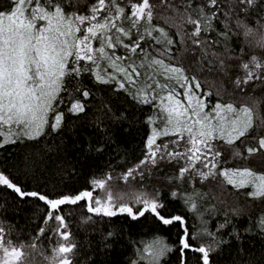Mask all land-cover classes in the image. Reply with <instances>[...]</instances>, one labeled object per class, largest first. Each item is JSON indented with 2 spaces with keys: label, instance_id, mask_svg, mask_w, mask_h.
I'll list each match as a JSON object with an SVG mask.
<instances>
[{
  "label": "snow or ice",
  "instance_id": "1",
  "mask_svg": "<svg viewBox=\"0 0 264 264\" xmlns=\"http://www.w3.org/2000/svg\"><path fill=\"white\" fill-rule=\"evenodd\" d=\"M77 3L78 0H10L8 10H0V147L16 143L21 137L37 138L49 126L50 114L55 130L63 115L56 111L63 102L61 94L71 95L66 81H79L88 74L98 84L114 85L138 103L151 105L156 117L150 121H159L147 140L145 158L122 175L123 182L143 177L149 165L159 168L167 162L179 166L175 180L193 184L194 191V181L220 183L223 178L235 189L250 188L248 195L253 199L264 200V173L224 167L227 161L216 146L217 141L235 145L233 156L241 161L257 154L264 157V134L255 138V143L250 139V133L255 131L253 109L223 100L218 88L215 92L211 86L206 88L198 77L188 74L174 51L176 44L182 43L210 69L216 66L226 71L224 61L217 60L211 49L231 39L229 18L233 15L237 27L244 30V37L264 49V14L256 26L246 25L240 19L259 0H238L235 9L224 0H183L182 12L171 0H160V5L178 14L172 26L177 28L176 36H182V41L174 40L156 23L159 5L152 0H91L85 10L79 9ZM218 23L222 25L219 29ZM240 68L243 74L231 80L235 90L243 91L253 81L264 82V60L252 56ZM75 90L84 98L90 95L79 84ZM84 110L79 99L69 108L72 113ZM168 137L172 139L157 143L158 138ZM112 179L108 176L95 180L87 190L51 198L23 190L7 173L0 172V186L13 191L21 200L35 198L47 207L44 223L54 227L48 230L46 238L56 240L59 236L67 242L53 246L57 264H72L74 260L76 245L65 231L63 206L77 204L95 216L126 214L136 220L152 214L163 225L179 229L178 248L174 250L161 240H153L143 249L147 258L141 264H161V259L173 251L179 264H189V252L196 254L197 264H211L213 245L195 243L197 237L189 231L183 216L163 215L166 205L162 193L137 190L125 194L129 197L125 202V195H114L106 187ZM170 195L177 198L179 193L172 191ZM202 198L204 194L197 192L195 198L184 199L192 210L199 211L195 200ZM261 231L264 232V221ZM40 236H45L43 227L30 247L39 244ZM24 247L0 227V264H25ZM69 253L73 255H64Z\"/></svg>",
  "mask_w": 264,
  "mask_h": 264
},
{
  "label": "trees",
  "instance_id": "2",
  "mask_svg": "<svg viewBox=\"0 0 264 264\" xmlns=\"http://www.w3.org/2000/svg\"><path fill=\"white\" fill-rule=\"evenodd\" d=\"M90 2L78 0L77 7L85 10ZM152 2L159 5L156 23L174 40L182 41V36H176L177 28L172 26L178 14L170 7L160 5V0ZM196 2L203 3L204 0ZM224 2L234 9L238 7V0ZM171 4L183 11V0H171ZM9 7L10 0H0V10L6 11ZM261 14H264V0H259L250 13L241 14L240 19L246 25L256 26ZM229 25L233 29L231 39L211 49L217 60L224 61L226 71L216 66L210 69L204 61L195 59L182 43L176 44L175 56L188 74L198 77L206 88L211 86L213 92L218 88L223 100L253 109L255 131L250 133V139L255 143V138L264 134V82L253 81L239 91L234 89L231 80L243 74L242 62H249L252 56L264 60V49L244 37L243 28L236 25L235 15L229 18ZM216 27L219 29L222 25L218 23ZM187 28L190 30L191 25ZM78 84L90 92L89 97L84 98L75 90ZM66 87L71 95L62 93L63 102L56 108L63 114L60 125L52 129L54 120L50 114L49 126L37 138L21 137L16 143L0 147V172L7 173L23 190L51 198L87 190L93 181L108 176L114 177L108 181L114 195L158 190L166 205L163 215L183 216L189 231L197 237L195 243L213 245L211 264H264V232L261 231L264 200L253 199L248 195L250 188L235 189L223 182V178L220 183L194 181V191L193 184L175 180L179 166L167 162L161 163L159 168L149 165L144 169L143 177L123 182L122 175L138 166L147 154L146 144L152 134V106L138 103L131 94L116 90L114 85L98 84L88 74L82 75L79 81H66ZM216 98L212 97L213 100ZM76 99L85 106L83 112L69 111ZM170 139L159 138L157 143ZM216 146L227 161L224 167L251 168L264 173V157L259 154L241 161L233 156L237 150L235 145L217 141ZM172 191H177L179 196L171 198ZM197 192L203 193L204 198L195 200L199 211H194L190 204H185L184 198H195ZM128 199L125 195V202ZM63 209L65 231L76 245L72 264H141L143 249L157 239L174 250L178 248L179 229L163 225L152 214L136 220L126 214L96 216L91 222L81 224L71 205L63 206ZM46 211L47 207L38 199L21 200L13 191L0 186V227L17 244L25 245V264H56L54 244L67 243L59 236L56 240L46 238L48 230L54 227L44 223ZM42 227L45 236L39 237L36 247H30ZM188 256L189 264H197L196 254L189 252ZM161 264H179L175 251L166 254Z\"/></svg>",
  "mask_w": 264,
  "mask_h": 264
},
{
  "label": "rangeland",
  "instance_id": "3",
  "mask_svg": "<svg viewBox=\"0 0 264 264\" xmlns=\"http://www.w3.org/2000/svg\"><path fill=\"white\" fill-rule=\"evenodd\" d=\"M155 117H156V112L153 111L152 118H155ZM158 123H159L158 120L155 121V124L151 122V129H153V127H155L156 124H158ZM106 187H108L111 190L109 182L106 183ZM101 195H103V192H101ZM72 210L74 211V214L76 215L77 219H79V221H80L81 224L89 223L92 220H94V218H96L95 215L87 213L85 207H78L77 208V205H75L74 207H72ZM89 216H92L91 220H87V218ZM146 258H147V253L144 252L143 255H142V260H145ZM55 262L57 264V261L56 260H55Z\"/></svg>",
  "mask_w": 264,
  "mask_h": 264
},
{
  "label": "flooded vegetation",
  "instance_id": "4",
  "mask_svg": "<svg viewBox=\"0 0 264 264\" xmlns=\"http://www.w3.org/2000/svg\"><path fill=\"white\" fill-rule=\"evenodd\" d=\"M72 207H74V206H72ZM78 207H84V206H82V204H77V208H78ZM95 217H96V216H95ZM70 254H71V253H69V254H64V255L70 256Z\"/></svg>",
  "mask_w": 264,
  "mask_h": 264
}]
</instances>
